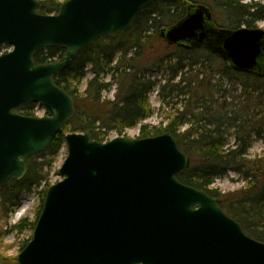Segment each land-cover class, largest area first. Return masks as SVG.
I'll list each match as a JSON object with an SVG mask.
<instances>
[{"label":"water","instance_id":"95a60500","mask_svg":"<svg viewBox=\"0 0 264 264\" xmlns=\"http://www.w3.org/2000/svg\"><path fill=\"white\" fill-rule=\"evenodd\" d=\"M158 0H64L57 13L43 0H0V185L28 173L27 159L44 151L74 117L75 99L54 81L78 52L129 30ZM170 45L207 48L235 71L264 77V29L217 27L211 9L161 30ZM66 50L38 63L41 48ZM34 102L50 115L16 110ZM61 180L45 193L32 239L18 264H264V242L249 236L218 198L181 182L191 158L170 132L96 140L65 135Z\"/></svg>","mask_w":264,"mask_h":264},{"label":"trees","instance_id":"16d2710c","mask_svg":"<svg viewBox=\"0 0 264 264\" xmlns=\"http://www.w3.org/2000/svg\"><path fill=\"white\" fill-rule=\"evenodd\" d=\"M43 1L42 12L52 14L64 0ZM191 4L208 6L215 23L223 28L253 29L264 20L261 2L158 0L142 9L129 30L80 50L68 68L54 75L55 83L75 99L74 117L44 151L27 159L28 173L22 180L12 178L0 185L1 206L7 213L23 195L42 187L34 220L21 218L12 230H34L52 184L50 170L68 132H90L94 139L106 141L111 132L127 136L128 129L140 126L141 138L172 133L191 158L179 180L218 198L249 236L264 242V152L249 155L254 140L264 138V77L235 71L207 48L170 45L161 30L183 19ZM5 48L8 45L0 44V51ZM65 53L61 47L41 48L34 59L56 62ZM113 86L114 98H107L104 93ZM155 90L161 99L157 109L161 122L149 125L145 121L156 111L150 102ZM36 106L29 101L16 111L32 116ZM231 171L242 182L240 187L228 192L213 187L217 178ZM10 264L18 263L14 259Z\"/></svg>","mask_w":264,"mask_h":264},{"label":"rangeland","instance_id":"374dc122","mask_svg":"<svg viewBox=\"0 0 264 264\" xmlns=\"http://www.w3.org/2000/svg\"><path fill=\"white\" fill-rule=\"evenodd\" d=\"M245 3L250 2H261L264 3V0H244ZM257 26L259 28L264 29V20L260 21ZM11 48H5L3 51H9ZM160 75H163L162 73ZM165 75V74H164ZM160 77V76H159ZM85 84L81 85V89L84 90ZM115 86H113L112 90L104 93L107 98H114ZM150 102L152 106L156 109L155 113L151 118H149L145 123L149 125H158L161 122V116L158 114V107L161 106V99L157 95V91L155 90L150 94ZM36 114L39 116L45 115L46 109L40 105L35 107ZM140 126L128 129L126 131V135L130 138H136L139 136ZM117 134L115 132H111L109 137L113 138ZM264 152V138L254 140L251 149L249 150L250 157L255 155H261ZM67 156V149L64 146L55 163L50 170V182L56 183L61 180V176L59 175V169L64 162ZM238 176L234 172H230L228 175L217 178L215 183L213 184L214 188L220 189L222 192L233 191L242 185V182L237 181ZM44 185V184H43ZM42 187L35 189L31 193L25 194L22 198L16 203V206L11 210L10 213L4 211L1 206V195H0V264L13 263V260H17V255L21 251V247L23 242L30 239L33 234V230L29 227L26 230L20 232L16 229L12 230L11 227L17 223L21 218L27 217L29 221H33L36 215V210L40 204V194L39 191Z\"/></svg>","mask_w":264,"mask_h":264}]
</instances>
